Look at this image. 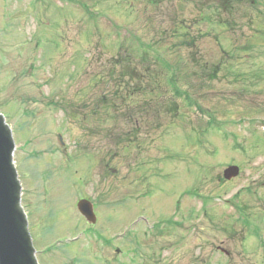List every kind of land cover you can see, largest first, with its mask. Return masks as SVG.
<instances>
[{
	"label": "rangeland",
	"instance_id": "rangeland-1",
	"mask_svg": "<svg viewBox=\"0 0 264 264\" xmlns=\"http://www.w3.org/2000/svg\"><path fill=\"white\" fill-rule=\"evenodd\" d=\"M222 1L0 0L40 264H264V0Z\"/></svg>",
	"mask_w": 264,
	"mask_h": 264
},
{
	"label": "water",
	"instance_id": "water-1",
	"mask_svg": "<svg viewBox=\"0 0 264 264\" xmlns=\"http://www.w3.org/2000/svg\"><path fill=\"white\" fill-rule=\"evenodd\" d=\"M16 143L13 131L0 113V264H40L22 206V185L14 162ZM239 167L224 171L228 180L239 175ZM78 211L94 224L97 216L94 204L86 199L77 203Z\"/></svg>",
	"mask_w": 264,
	"mask_h": 264
},
{
	"label": "trees",
	"instance_id": "trees-1",
	"mask_svg": "<svg viewBox=\"0 0 264 264\" xmlns=\"http://www.w3.org/2000/svg\"><path fill=\"white\" fill-rule=\"evenodd\" d=\"M225 2L228 3V4H230V3H229V0H228V1L225 0ZM236 2L241 3V2H244V1H243V0H236ZM220 6H221V8H227V7H224V6H223V3L220 4ZM140 91H142V89H141L140 87H136V88L134 89L133 92L136 93V92H140ZM177 92L179 93V91H177ZM171 107H172L171 115H172V117H175V116L177 115V112L174 111L173 106H171ZM157 112H158V110L155 111V114H154L155 116L158 114ZM129 137H130V136H129ZM127 139H129V138H127ZM128 141H129V140H128ZM128 141H127V142H128Z\"/></svg>",
	"mask_w": 264,
	"mask_h": 264
},
{
	"label": "flooded vegetation",
	"instance_id": "flooded-vegetation-1",
	"mask_svg": "<svg viewBox=\"0 0 264 264\" xmlns=\"http://www.w3.org/2000/svg\"><path fill=\"white\" fill-rule=\"evenodd\" d=\"M42 1L43 0H35L36 3L44 4ZM226 1H228V0H226ZM243 1H244V3L249 2L251 5L255 4V2H256V0H243ZM222 3H223L224 7H228L229 6V4L225 2V0H223L220 4H222Z\"/></svg>",
	"mask_w": 264,
	"mask_h": 264
}]
</instances>
